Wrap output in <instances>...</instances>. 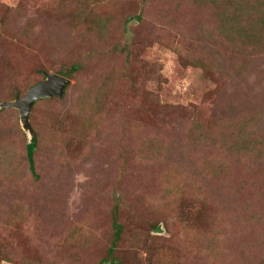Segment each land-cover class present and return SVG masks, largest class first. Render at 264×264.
<instances>
[{"label": "rangeland", "instance_id": "1", "mask_svg": "<svg viewBox=\"0 0 264 264\" xmlns=\"http://www.w3.org/2000/svg\"><path fill=\"white\" fill-rule=\"evenodd\" d=\"M255 16L264 0H0V105L77 67L29 114L37 179L0 108V264H264Z\"/></svg>", "mask_w": 264, "mask_h": 264}, {"label": "water", "instance_id": "2", "mask_svg": "<svg viewBox=\"0 0 264 264\" xmlns=\"http://www.w3.org/2000/svg\"><path fill=\"white\" fill-rule=\"evenodd\" d=\"M69 80L57 74L43 73V79L28 88L21 97L16 96L12 101L2 103L1 107H10L18 111L19 122L24 132H27L32 141L33 131L29 123V114L36 100L42 98L61 97ZM158 232V229L156 230Z\"/></svg>", "mask_w": 264, "mask_h": 264}, {"label": "trees", "instance_id": "3", "mask_svg": "<svg viewBox=\"0 0 264 264\" xmlns=\"http://www.w3.org/2000/svg\"><path fill=\"white\" fill-rule=\"evenodd\" d=\"M257 19H256V18ZM254 17V20L256 19L257 22L255 23H252V24H264V19L260 20L258 19L259 17L255 16ZM246 19H250L251 20V17L249 16V18H246ZM238 32V34L241 32V31H244L243 29H238L236 30ZM245 32V31H244ZM77 67L74 66L72 67L69 71L67 72H58L57 75L59 76H62V77H65L69 75V73H72L73 70H75ZM68 79V78H67ZM31 87V86H30ZM67 88V87H66ZM66 88L64 89V91L66 90ZM35 138L30 141L28 144H26V161H27V164H28V168H29V171L30 173L33 175L34 179H37V175L34 173V161H33V152H34V149H35ZM114 231H113V242L112 244L109 246L108 248V251H107V255L110 256V259L111 260H114V258L112 257L113 255V250L116 246V242L119 240V237H120V234H121V226L116 224L114 222ZM107 260V259H106ZM112 264H114V261H112Z\"/></svg>", "mask_w": 264, "mask_h": 264}]
</instances>
